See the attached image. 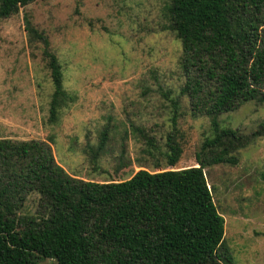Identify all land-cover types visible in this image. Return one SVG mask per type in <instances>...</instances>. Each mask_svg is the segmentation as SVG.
I'll return each instance as SVG.
<instances>
[{
    "label": "trees",
    "instance_id": "obj_1",
    "mask_svg": "<svg viewBox=\"0 0 264 264\" xmlns=\"http://www.w3.org/2000/svg\"><path fill=\"white\" fill-rule=\"evenodd\" d=\"M37 0H0V21ZM165 29L181 42V94L193 118L207 117L211 135L186 169H140L129 180L106 183L70 176L42 140L0 138V264H234L225 241V218L214 202L205 169L238 164L240 150L261 134L222 126L219 116L247 103H264V0H168ZM28 45L38 48L53 87L48 124L77 100L49 37L24 15ZM172 122L179 118V100ZM150 150L155 138L133 127ZM176 130V129H175ZM110 126L88 147L93 163L111 140ZM168 165L182 148L167 139ZM125 148L116 172L127 167ZM31 194L38 211L26 212Z\"/></svg>",
    "mask_w": 264,
    "mask_h": 264
},
{
    "label": "rangeland",
    "instance_id": "obj_2",
    "mask_svg": "<svg viewBox=\"0 0 264 264\" xmlns=\"http://www.w3.org/2000/svg\"><path fill=\"white\" fill-rule=\"evenodd\" d=\"M168 0H37L0 21V138L42 140L70 176L92 182L129 180L150 172L195 166L211 135L207 117L193 118L181 94V42L165 29ZM50 39L62 64L65 89L77 100L48 124L53 87L38 48L28 45L24 15ZM179 100L177 125L173 102ZM222 126L260 136L240 150L238 164L205 169L214 202L225 218V241L234 264H264V103H247L219 116ZM110 126L111 140L93 163L88 147ZM133 127L155 138L151 150ZM176 129V130H175ZM176 134L182 154L168 165L167 139ZM125 148L126 168L116 172ZM31 194L26 212L38 211ZM38 264H57L43 260Z\"/></svg>",
    "mask_w": 264,
    "mask_h": 264
}]
</instances>
